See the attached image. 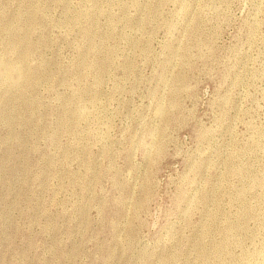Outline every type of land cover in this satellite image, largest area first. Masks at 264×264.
I'll use <instances>...</instances> for the list:
<instances>
[{
    "label": "rangeland",
    "instance_id": "1",
    "mask_svg": "<svg viewBox=\"0 0 264 264\" xmlns=\"http://www.w3.org/2000/svg\"><path fill=\"white\" fill-rule=\"evenodd\" d=\"M0 264H264V0H0Z\"/></svg>",
    "mask_w": 264,
    "mask_h": 264
},
{
    "label": "bare ground",
    "instance_id": "2",
    "mask_svg": "<svg viewBox=\"0 0 264 264\" xmlns=\"http://www.w3.org/2000/svg\"><path fill=\"white\" fill-rule=\"evenodd\" d=\"M14 67L15 66H12V65L5 67L4 68V76L5 77L9 76L11 74V72H12Z\"/></svg>",
    "mask_w": 264,
    "mask_h": 264
}]
</instances>
